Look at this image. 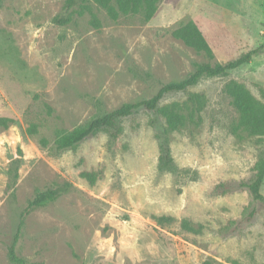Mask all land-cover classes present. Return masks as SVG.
Wrapping results in <instances>:
<instances>
[{"label":"rangeland","instance_id":"rangeland-1","mask_svg":"<svg viewBox=\"0 0 264 264\" xmlns=\"http://www.w3.org/2000/svg\"><path fill=\"white\" fill-rule=\"evenodd\" d=\"M65 1L0 0V115L14 119L0 132V264H20L9 255L15 237L18 257L43 264H264V207L235 187L254 178L264 136L232 132L238 113L224 90L236 80L264 102V46L250 62L160 100L182 106L191 92L206 98L198 124L170 132L177 172L159 169L156 132L164 120L145 108L121 118L114 136L102 128L71 148L54 146L59 134L151 97L195 64L258 47L264 0H160L148 21L141 13L112 20L89 1L99 27L89 12L57 23ZM187 21L213 57L172 36ZM16 157L11 195L8 168ZM83 170L97 172L93 184ZM220 182L234 189L221 193ZM58 185L66 190L21 216L38 191ZM160 215L174 220L160 224ZM182 218L201 231L182 229Z\"/></svg>","mask_w":264,"mask_h":264},{"label":"trees","instance_id":"trees-1","mask_svg":"<svg viewBox=\"0 0 264 264\" xmlns=\"http://www.w3.org/2000/svg\"><path fill=\"white\" fill-rule=\"evenodd\" d=\"M89 1H92L98 7L102 8L106 12V15L112 20H116L120 15L141 13L143 20L148 21L157 13L158 2L160 0H66L64 13L58 18H55V21L63 24L69 20L70 15L73 13L83 14L84 12H89L91 14V24L94 27H99L100 21L91 11L88 3ZM163 1L175 3L178 0ZM171 34L174 38L181 40L185 45L194 50L203 52L209 58L213 57L209 43L200 28L193 21H187L181 24L173 29ZM263 46L264 42L258 47L241 54L237 58L223 63L216 62L212 64L210 62H201L195 64L193 71L187 77L180 81L163 84L151 97L137 102L124 103L116 109L104 111L94 116L85 125L75 128L72 131L59 134L55 141V149L64 150L71 148L102 128L113 130L112 135L114 136L120 130L117 124L121 118L130 115L139 108H145L147 110L156 111L164 120L163 127L156 132L159 148L158 167L161 170L177 172L178 168L171 154L169 141L170 132L180 128L187 122L198 124L200 112L206 104V98L201 92H191L188 94L182 106H177L175 104L160 106V100L167 93L187 91L188 88L195 85L202 76L224 75L228 71L250 62L253 55L258 53ZM224 90L231 97V103L238 113V119L232 126V132L237 133L238 130H243L250 136H264V102L255 98L242 83L236 80H229L225 84ZM13 122V118L0 115V132L7 129ZM30 131H36L35 125L30 127ZM19 164L20 157H16L11 160L8 168V188L11 195L14 193L16 180L18 178ZM80 176L85 178L90 184H93L97 177V172L83 170L80 172ZM263 178L264 156L255 166L254 178L250 182H239L235 187L237 189L246 188L252 200L261 203L264 207V195L260 192V185ZM216 189L220 190L221 193H226L234 188H230V185L226 182H220L216 185ZM65 190V185H58L55 187L49 186L38 191L28 202L23 212H21V216H24L30 209L42 205L46 201L55 199ZM252 215L253 213L250 214L249 217ZM155 219L160 224L174 220L173 217L166 215L156 216ZM180 226L182 229L192 233H199L202 229V224L194 226L191 221L186 218L180 220ZM15 241L16 237L9 246V255L12 261L20 264H43L41 262H27L23 258L18 257L14 249ZM201 264L222 263L206 259ZM234 264L237 263L234 262Z\"/></svg>","mask_w":264,"mask_h":264}]
</instances>
